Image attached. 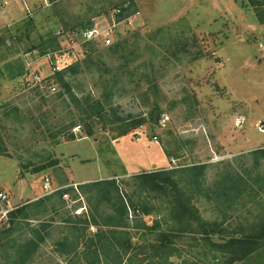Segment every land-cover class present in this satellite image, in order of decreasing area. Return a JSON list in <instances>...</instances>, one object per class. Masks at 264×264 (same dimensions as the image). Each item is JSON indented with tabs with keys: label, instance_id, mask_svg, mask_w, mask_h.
I'll use <instances>...</instances> for the list:
<instances>
[{
	"label": "rangeland",
	"instance_id": "rangeland-1",
	"mask_svg": "<svg viewBox=\"0 0 264 264\" xmlns=\"http://www.w3.org/2000/svg\"><path fill=\"white\" fill-rule=\"evenodd\" d=\"M0 1H6L0 9V191L8 193L13 208L43 197L29 201L44 192L46 175L59 188L113 178L131 192L135 174L206 164V188L191 200L201 217H225L235 236L241 228L264 224V157L254 153L264 148L259 130L264 126V23L247 0H132L130 22L120 20L113 38L121 34L127 39L128 73L116 71L122 59L107 55L100 42L90 60L102 59L107 73L91 63L86 69L82 60L87 47L75 48L80 72L73 82L70 73L66 80L79 99L88 92L100 97L105 81H114V109L104 115V122L93 120V137L84 136L77 125L70 129L75 139L68 141L56 136L69 122L57 92L64 91L63 98L74 108L68 93L57 83L54 91L28 89L20 72L29 68L42 77L51 75L45 54L67 46L62 30L86 26L89 20L107 24L115 4L129 0ZM50 34L56 35L53 44L45 41ZM40 43L44 53L31 48ZM184 43L187 50L177 49ZM53 46L59 48L52 51ZM143 75L154 77L156 85L147 88ZM226 163L246 180L258 174L260 179L250 184L261 186L259 193L236 196L230 188L226 199L211 194L208 199L207 185L219 180ZM72 199L70 192L59 211L37 212L26 220L35 228L40 221L51 226L27 264H67L65 247L57 244L65 235L72 237L62 223L64 215L75 219L106 212L105 203L95 207V198ZM154 217L150 213L145 220L150 223ZM28 229L14 232L8 244L0 245V264H13L18 247L29 239ZM138 233L131 231L133 242ZM182 257L189 258L185 253ZM197 261L213 264L201 256ZM237 264H264V249Z\"/></svg>",
	"mask_w": 264,
	"mask_h": 264
},
{
	"label": "trees",
	"instance_id": "trees-1",
	"mask_svg": "<svg viewBox=\"0 0 264 264\" xmlns=\"http://www.w3.org/2000/svg\"><path fill=\"white\" fill-rule=\"evenodd\" d=\"M247 3L252 8L258 22L264 23V0H247ZM131 4L132 0L115 4L112 12L119 9V12L114 15L115 18L121 20L129 16ZM108 12L102 11L99 14L106 15ZM92 22L89 20L86 26L78 24L70 26L62 30V33L76 32L89 27ZM55 39L56 35L50 34L45 41L48 44H53ZM42 44L34 45L31 48L44 53L45 49ZM98 45L97 41L83 44L88 51L82 62L86 69L90 68L89 63H91L98 70L107 73L109 68L104 65L102 59L96 63L90 60V55L98 51ZM103 46L107 55L118 54L117 56L122 59V62L116 67V71L122 74L128 73L130 71L129 60L126 55H130L131 52L126 53L128 48L126 37L117 34L115 41ZM176 47L179 50H187L188 45L184 43L183 45L178 44ZM58 48L59 46H53L51 49L53 51ZM84 71L81 70V72ZM79 72L80 66L78 62H75L64 70L51 71V75L42 79L44 88L56 83L61 89L64 88L70 96L71 104L74 105V108L71 107L72 105L66 101L67 99L63 98L64 91L57 92V97L64 103L65 115L68 116L69 122L61 128L58 126L56 136L60 135L66 141L75 139V135L70 132V129L77 125L82 128L84 136L93 137L97 132L93 120L103 119L104 122V115L114 109L111 102L114 81L104 80L105 84L100 97L95 98L88 92L79 99L71 86V81L69 82L65 78L70 73L73 82ZM20 74L24 77L27 74V69L22 70ZM143 76L147 88L151 89L156 85L154 77ZM93 84L96 87V84ZM74 110H77L78 113L76 114ZM78 118L79 121H77ZM115 120L111 121L121 122V120ZM64 130L67 133H64ZM102 130H106L105 126L102 127ZM124 132L122 131V133ZM254 153L264 157V148L257 149ZM206 167V164H197L182 169H161L135 174L131 178L135 189L131 192H128L113 178L83 183L76 187L59 188L32 203L12 209L8 214L9 226L0 229V245L8 244L9 236L14 232L29 228V239H26V242L18 247L19 255L16 260H13V264H27L33 257L35 249L44 240L43 233H47L50 224L40 221L39 227L35 228L26 220L37 212L59 211L66 205L63 195L73 192L74 199L72 200L84 195L88 200L95 198V207L105 203L107 209L105 213L90 212L82 217L77 215L75 219L72 216L64 215L62 223L72 233V237L65 235L57 244L65 247L63 253L67 256V264H126L127 262V264H201L197 261L199 256L210 259L213 264L245 262L253 253L264 249V224L241 228L240 235L235 236L225 225V217L222 221H210L201 217L191 200L193 194H198L206 188L204 186ZM41 168L38 167L36 170ZM223 170L218 174V181L214 182L212 186H209L208 183L205 191L208 199L211 198V194L224 200L227 198L230 188L234 190L236 196L244 191L253 193L252 196H255L262 188L259 186L256 189L250 184V182L253 183L260 179L258 174L251 177L248 172L250 180H246L239 173H235L230 163H226ZM180 182H183L182 187L179 185ZM126 184L129 185V183ZM191 186L194 187V192H192ZM142 196L148 197L152 201H142ZM68 212L66 215H69ZM150 213H155V217L148 223L145 216ZM91 226L95 227V231L86 232ZM132 230H135L136 233L139 232L137 240L134 242L132 241ZM196 249L197 251L194 253ZM184 253L189 258L182 257Z\"/></svg>",
	"mask_w": 264,
	"mask_h": 264
},
{
	"label": "built area",
	"instance_id": "built-area-1",
	"mask_svg": "<svg viewBox=\"0 0 264 264\" xmlns=\"http://www.w3.org/2000/svg\"><path fill=\"white\" fill-rule=\"evenodd\" d=\"M6 4V1H0V9H2ZM119 12V9H116L113 12V15L107 24H102L100 22H92L89 27L79 29L73 33L63 34L67 38V46L45 54L50 70L51 71H61L77 62V55L75 52V48L83 45L89 41H97L102 43L103 45H109L113 42V38L115 36V30L120 24V20L115 18V13ZM130 22L131 16H127L123 18ZM121 19V20H123ZM59 34V33H58ZM43 77L40 75L38 71H32L29 68L27 69V74L24 76V85L28 89H34L36 87L44 88L42 84ZM48 90L54 91L55 86L50 85L47 87ZM259 130L264 133V126H260ZM43 182V190L44 194H50L58 190V187H53L50 184V178L46 175L44 177ZM64 198L67 197V194L63 195ZM14 209L9 205L8 196L0 191V228H5L9 226V212Z\"/></svg>",
	"mask_w": 264,
	"mask_h": 264
},
{
	"label": "crops",
	"instance_id": "crops-1",
	"mask_svg": "<svg viewBox=\"0 0 264 264\" xmlns=\"http://www.w3.org/2000/svg\"><path fill=\"white\" fill-rule=\"evenodd\" d=\"M15 173L17 174V169L15 170ZM51 186H53V185H51ZM53 187H55V186H53ZM58 188H59V187H58ZM7 195H8V193H7ZM41 195H45L44 192H43V193H40V194H35L32 198L29 199V201H33V200L37 199L39 196H41ZM8 201H10V200H9V195H8ZM9 205H10V204H9ZM10 206H11V205H10Z\"/></svg>",
	"mask_w": 264,
	"mask_h": 264
}]
</instances>
